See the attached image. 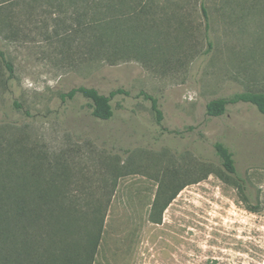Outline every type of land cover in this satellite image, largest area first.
Segmentation results:
<instances>
[{
    "label": "rangeland",
    "instance_id": "rangeland-1",
    "mask_svg": "<svg viewBox=\"0 0 264 264\" xmlns=\"http://www.w3.org/2000/svg\"><path fill=\"white\" fill-rule=\"evenodd\" d=\"M0 51V264H264V114L206 113L264 91V0H0Z\"/></svg>",
    "mask_w": 264,
    "mask_h": 264
},
{
    "label": "trees",
    "instance_id": "trees-1",
    "mask_svg": "<svg viewBox=\"0 0 264 264\" xmlns=\"http://www.w3.org/2000/svg\"><path fill=\"white\" fill-rule=\"evenodd\" d=\"M202 12L206 21V30H208V12L204 2L202 3ZM0 56L5 64H7V67L10 69V71H13L12 64L7 62L6 57L4 56V53L2 51H0ZM113 94L114 93H112V95ZM77 95H81L88 100L90 106L92 107V114L94 117L101 120H107L112 118V116L114 115L111 97L104 93H101L94 87H74L70 91L62 93L61 97L63 99H72ZM146 96L151 101V108L157 121L161 122L163 119V112L159 106L158 99L152 95L147 94ZM241 102L254 105L259 112L264 114V91L260 90H244L241 92H236L230 96L212 99L207 103L206 113L210 117L221 116L226 112L229 105ZM14 104L17 108L22 107L21 104L17 101H15ZM27 113L29 114L30 112ZM213 147L215 154L219 160L220 169L223 173L222 177L227 181L233 180L243 200L252 202V192L246 179L239 173L234 153L222 141H216Z\"/></svg>",
    "mask_w": 264,
    "mask_h": 264
}]
</instances>
